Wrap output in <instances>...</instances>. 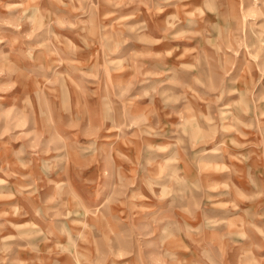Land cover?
<instances>
[{
  "label": "rangeland",
  "instance_id": "374dc122",
  "mask_svg": "<svg viewBox=\"0 0 264 264\" xmlns=\"http://www.w3.org/2000/svg\"><path fill=\"white\" fill-rule=\"evenodd\" d=\"M0 93V264H264V0H0Z\"/></svg>",
  "mask_w": 264,
  "mask_h": 264
},
{
  "label": "crops",
  "instance_id": "0c3cea01",
  "mask_svg": "<svg viewBox=\"0 0 264 264\" xmlns=\"http://www.w3.org/2000/svg\"><path fill=\"white\" fill-rule=\"evenodd\" d=\"M0 95H4V94L0 93ZM2 100H4V99H2ZM1 128H3V127H1ZM1 128H0V144L3 143V145H6L8 142L16 143L19 141V140H14L13 138H11V136H10L11 135V129L8 130V129L4 128V130H1ZM41 135H42V133H41ZM19 142H21V141H19ZM7 145H9V147L7 149L3 148V150L0 151V172H7V173L10 172V173L15 174V175L17 173V177L26 178V176H28V174L30 173L29 170L25 169L26 166H20L21 168H18V169L15 167H12L13 159L14 158L18 159L20 164H22V163L28 161L29 159L31 160L34 158L33 155H31L32 152H28L27 150H21V149L15 150L14 148L16 147V145H12L13 148L10 144H7ZM54 154H56L57 156H55L53 158H57L58 157L57 151H54ZM68 157H72V156L68 155ZM35 168L37 171H38V169H40L39 170V171H41L40 173H44L42 167L38 168V166H35ZM49 175H52V173H49ZM0 179H3V178L0 177ZM3 180H5V179H3ZM18 190H19V188H18ZM25 192L29 193V190L27 189ZM102 204L103 203H99V206H102ZM115 222L119 223L120 221L118 219H116ZM177 238L179 239L180 237H177Z\"/></svg>",
  "mask_w": 264,
  "mask_h": 264
},
{
  "label": "clouds",
  "instance_id": "9594fccd",
  "mask_svg": "<svg viewBox=\"0 0 264 264\" xmlns=\"http://www.w3.org/2000/svg\"><path fill=\"white\" fill-rule=\"evenodd\" d=\"M145 95H147V93H145ZM108 118H109L108 115H105V119L107 120ZM209 123H211V120L209 121ZM233 143H235V141H233ZM106 147H107V146H105V145H99V146H98L95 142H93V143L89 146L88 151H90L91 154H92L93 156H95V155H97V154L103 155V154H104V151H105V149H106ZM61 151H62V149H61ZM65 159H67L66 156L58 157V160H60V161H63V160H65ZM48 163H49L48 161H45V162H44L45 165H48ZM22 166H27V165L22 164ZM45 171H46V172H47V171H51V168H50V167H46V168H45ZM106 175H107V173H106ZM50 182H52V181H50ZM2 183H4V182H3V181H0V184H2ZM191 188H195L197 191L199 190L195 184L191 185ZM185 191H190V189H188V188H184V189L179 193V195L183 196ZM165 210H166L165 208H160V209H158V213H159V212H163V211H165ZM158 213H157V214H158ZM38 214H39V213H38ZM72 214H73V213H68V215H72ZM78 214H79V213H77V215H78ZM149 219H150L149 217H145V218H144V220H145L146 222H147ZM85 227H87V225H85ZM61 230L63 231V226H61ZM143 231H144L146 237H147V236H150V235L152 234L151 231H150V228H149L147 225L143 226ZM262 234H264V233H262ZM171 238H172V236L167 232V230H165V232H164V238L161 240V243H164L167 239H171Z\"/></svg>",
  "mask_w": 264,
  "mask_h": 264
}]
</instances>
